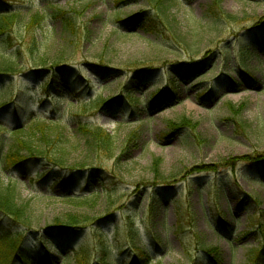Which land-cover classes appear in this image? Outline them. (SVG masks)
Returning <instances> with one entry per match:
<instances>
[{
	"label": "rangeland",
	"instance_id": "obj_1",
	"mask_svg": "<svg viewBox=\"0 0 264 264\" xmlns=\"http://www.w3.org/2000/svg\"><path fill=\"white\" fill-rule=\"evenodd\" d=\"M158 1L0 0V12L19 10L25 22L48 4L73 12L78 28L73 36L62 34L52 18L35 30L40 67L80 74L90 82L80 93L83 99L98 94L117 99L108 109L74 118L75 111H64L71 95H58L66 101L43 96L32 73L0 78V102L14 98L0 114L1 126L13 129L32 118L63 115L61 126L101 127L116 148L113 160L95 165L103 171L96 177L89 165L81 176L72 172L74 184L70 179L63 189L70 193L56 182L79 169L80 150L65 152L60 167L28 160L10 171L0 152V186L14 183L17 203L29 209L35 233L24 248L34 264H60L67 254L74 264L73 252L98 247L101 240L111 246L107 253L116 264L139 261L135 246L149 256L148 264H264V0H164L159 7ZM149 19L158 31H149ZM22 36L15 31L13 50L26 49ZM28 58L25 51L24 70L32 67ZM88 66L113 76L101 80ZM181 69L192 70L188 79L178 76ZM136 99L143 104L130 107L128 101ZM156 159L163 184L154 179ZM213 167L219 170L206 173ZM67 194L79 199L67 200ZM67 216L95 222L80 225L69 245L47 243L43 249L51 260L45 262L41 230ZM128 224L137 235L127 236ZM7 228L0 216V236ZM260 242L257 257L252 251Z\"/></svg>",
	"mask_w": 264,
	"mask_h": 264
},
{
	"label": "trees",
	"instance_id": "obj_2",
	"mask_svg": "<svg viewBox=\"0 0 264 264\" xmlns=\"http://www.w3.org/2000/svg\"><path fill=\"white\" fill-rule=\"evenodd\" d=\"M164 0L157 2L158 7L161 6V3ZM152 0H148V3ZM160 10V9H159ZM167 10L164 7V10H160L161 14L165 13ZM73 13V12H72ZM71 12H66L60 7L51 5H46L41 10L36 13L31 14L30 18L25 22V17L18 10H9L5 9L0 12V78H12L20 76L23 74L30 76H35L39 80V89L42 91V95L46 97H51L52 95L58 100L66 101L62 96L63 93L71 95V101L67 102V109L64 111L68 113H76L74 118H85V113L89 111H94L93 114L103 111L104 109L110 108L113 104L117 103V99H114L112 96L106 99H103L101 94H98L95 97H89L83 99L80 95L82 90H85L89 87V81L85 80L80 76V74H75V71L66 69L62 66H56L54 71L51 69L47 72H44L41 68V57H40V47L41 42L38 39L35 30L40 28L41 23L44 19L52 18V21H59L61 24L62 34L73 36L77 32V19L74 17ZM75 13V12H74ZM119 23L124 22L122 20L118 21ZM148 24L149 31L158 28L153 24V19H149ZM155 27V28H154ZM147 28V27H146ZM18 30L21 35V39L25 42L26 49H24L30 56L29 63L32 64V67L29 70H24L22 67L23 61L25 59V51L22 49L13 50L15 47L13 44V35L15 31ZM154 32V30H153ZM161 33V32H160ZM8 51H11L8 53ZM9 55H8V54ZM92 73L99 76L101 80L113 76L111 72L104 69L98 70L96 66H88ZM42 70V71H41ZM107 73H109L107 75ZM179 77L182 79H188L192 73L191 69H181V72L176 71ZM145 76L146 74H142ZM45 78V79H44ZM148 78V77H146ZM145 78V79H146ZM115 79L113 78L112 82H108L101 86L102 89H107ZM134 89H139L140 85L138 83L132 82ZM73 89V90H72ZM77 91V92H76ZM127 94H131L129 90ZM157 91L150 93V98L156 97ZM126 97H129L126 95ZM14 102V98H10L8 101L0 102V114L7 111L9 106ZM130 107H137L139 104H143L140 100H130L128 101ZM233 109V108H232ZM72 111V112H71ZM64 112V113H65ZM55 114V113H54ZM73 115V114H69ZM55 116V115H54ZM43 117V118H32L30 123L25 125H19L13 129L5 128V126L0 125V152L2 154L1 160L3 161V167L5 171H10L11 169L19 168L23 163L28 160H36L46 162L49 166L60 167L62 163L63 156L65 152L72 149L80 150L82 159L79 164V169H74L70 173V178L67 180L59 177V180L56 182V187H60L61 191L64 193H70L63 190L67 182L71 179L73 181V173L78 172V176H81L82 173L86 172L87 168L84 166H91L89 171L93 172V176L96 177L98 173H102L101 168H96L95 165L98 162H103L113 160L115 158V146L112 138L106 134V132L97 126H91L86 124H77L75 128L66 124V126H61L63 121V115L59 117ZM182 125L190 126V123L183 119L181 120ZM70 127V128H69ZM170 132L168 136H171L173 132ZM68 132L71 134V138L67 136ZM4 143H7L5 147ZM6 148L5 150H2ZM49 151V153H47ZM246 163H259L260 161L245 158ZM243 160V161H244ZM116 165L120 164V160L116 159ZM159 160L156 159L155 163L152 164V171L155 174V181L164 183V178L159 172ZM233 165V164H232ZM52 168V167H51ZM211 170V171H209ZM206 173L216 172L219 169L213 167L209 169ZM73 172V173H72ZM44 172L43 174H45ZM89 177L88 179H90ZM70 182V181H69ZM2 184V183H0ZM12 182L7 183L5 187L0 186V216L5 218L8 221L7 228L0 236V264H34V259L31 257V253L27 252L26 248L22 247L23 242L26 237L35 233L29 224V209L26 205H20L16 201V192L13 187ZM155 184V183H154ZM158 186V184L156 185ZM93 195H90L86 198V201H91ZM98 195V194H96ZM67 200H77L79 198L73 197L72 194H67L65 196ZM85 200H83V203ZM237 221V220H235ZM93 221L89 216L83 217H71L67 216L66 218H57L54 219L51 224L45 225L41 230L40 239L38 241L41 243V248L43 249L47 243L50 245H55L51 240L60 241L58 244L60 246L69 245L70 238H74L79 230L84 228L80 225L90 223L93 225ZM136 230L132 224H128L127 236L137 235ZM249 233H244L243 236H247ZM74 236V237H72ZM63 239V240H57ZM121 236L116 234V246L120 244ZM132 248L135 246V242L131 239ZM261 242L257 245L252 252L254 256L259 257L261 250ZM111 249V246L104 244V241L101 240V243L98 244V247L88 248L87 246H81L76 252H73L75 255L74 264H116L111 258H109L107 251ZM44 250V249H43ZM134 251L139 255V261H134L132 264H148L150 263L149 256L144 253V251L135 246ZM206 255L212 260L213 263L217 259L204 251ZM251 252V253H252ZM72 254V255H73ZM45 262H50V254L48 250H44ZM71 256L64 255L63 260L60 264H71L69 261ZM33 260V261H32ZM142 260V261H141ZM52 262V261H51Z\"/></svg>",
	"mask_w": 264,
	"mask_h": 264
}]
</instances>
